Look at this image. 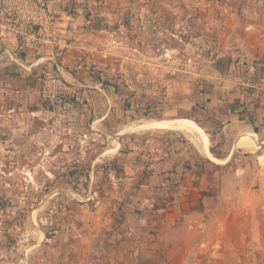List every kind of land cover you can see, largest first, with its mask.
Wrapping results in <instances>:
<instances>
[{
    "label": "rangeland",
    "instance_id": "374dc122",
    "mask_svg": "<svg viewBox=\"0 0 264 264\" xmlns=\"http://www.w3.org/2000/svg\"><path fill=\"white\" fill-rule=\"evenodd\" d=\"M82 4L102 49L72 124L0 82V264H264V195L203 157L196 128L144 127L195 122V93L264 87V0Z\"/></svg>",
    "mask_w": 264,
    "mask_h": 264
},
{
    "label": "crops",
    "instance_id": "0c3cea01",
    "mask_svg": "<svg viewBox=\"0 0 264 264\" xmlns=\"http://www.w3.org/2000/svg\"><path fill=\"white\" fill-rule=\"evenodd\" d=\"M40 1L56 15L58 23L55 29L58 32L61 23L72 18V26L64 39L31 42L5 33L0 37V82L7 87L3 91L25 96L29 105L34 104L36 95L41 96L47 79L59 78L80 88L97 87L92 70L99 69L100 62L94 59V55L102 49L95 44L100 43L96 36L102 28L94 25V11L90 15V11L83 8V0ZM91 23L92 26L89 25ZM106 56L104 53L103 57ZM12 84L13 87L9 88ZM240 85L245 87L249 84L242 82L239 87L228 86L219 99L214 97L211 101L206 100L205 104L203 94H193V100L189 96L188 111L193 112L197 103L203 106L198 119L193 123L185 119L170 122H187L201 131L208 140L207 151L200 148L201 155L219 168H225L226 172L234 170L235 177H239L236 183L239 182L241 191L247 190L243 189L245 185H251L254 192L264 195V87L252 84L254 88L249 90ZM44 105L42 102V107L34 109L33 113L44 111ZM157 123L153 122V127L165 128L157 126ZM158 177L151 173L149 178L156 181ZM219 181L223 183L224 178ZM210 243L205 245L207 254L222 256L216 253L214 242Z\"/></svg>",
    "mask_w": 264,
    "mask_h": 264
},
{
    "label": "built area",
    "instance_id": "2783aa9c",
    "mask_svg": "<svg viewBox=\"0 0 264 264\" xmlns=\"http://www.w3.org/2000/svg\"><path fill=\"white\" fill-rule=\"evenodd\" d=\"M57 23L56 15L40 0H0V37L5 33L31 42L64 39L72 26V18L61 23L59 32L55 29ZM84 95L80 88L59 78L47 79L43 83L41 98L48 106L51 128L57 130L72 124L84 105Z\"/></svg>",
    "mask_w": 264,
    "mask_h": 264
},
{
    "label": "bare ground",
    "instance_id": "6f19581e",
    "mask_svg": "<svg viewBox=\"0 0 264 264\" xmlns=\"http://www.w3.org/2000/svg\"><path fill=\"white\" fill-rule=\"evenodd\" d=\"M158 125L157 126H159V127H164L165 126V128L166 129H176V130H181V131H185V132H187V133H189V134H191V135H194L195 134V130H194V128L193 127H191L187 122H168V121H159L158 123H157ZM153 127V123H146L145 125H144V127L147 129L148 127ZM154 128H155V126H154ZM197 136V135H196ZM201 136V135H200ZM203 139H204V137H202ZM203 139H201V140H203ZM200 140V141H201ZM195 141V140H194ZM197 142V141H196ZM199 142V141H198ZM253 145V144H252Z\"/></svg>",
    "mask_w": 264,
    "mask_h": 264
}]
</instances>
